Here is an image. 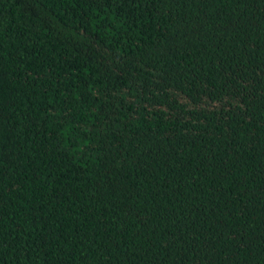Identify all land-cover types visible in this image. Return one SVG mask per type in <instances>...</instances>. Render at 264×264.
Segmentation results:
<instances>
[{"label": "trees", "instance_id": "16d2710c", "mask_svg": "<svg viewBox=\"0 0 264 264\" xmlns=\"http://www.w3.org/2000/svg\"><path fill=\"white\" fill-rule=\"evenodd\" d=\"M0 264H264V0H0Z\"/></svg>", "mask_w": 264, "mask_h": 264}]
</instances>
